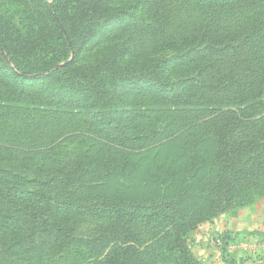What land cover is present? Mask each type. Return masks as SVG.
I'll use <instances>...</instances> for the list:
<instances>
[{
  "label": "rangeland",
  "instance_id": "1",
  "mask_svg": "<svg viewBox=\"0 0 264 264\" xmlns=\"http://www.w3.org/2000/svg\"><path fill=\"white\" fill-rule=\"evenodd\" d=\"M52 1L37 6L39 0H0L1 33L16 48L27 39L17 50L30 68L46 58L38 31L51 28L43 5ZM210 1L217 10H199L198 0H104L106 8L118 11L116 17L95 28L65 74H24L0 47V180L92 208L122 210L119 219L68 214L75 239L60 256L59 249L40 256L14 226L0 221V264H83L111 250L104 233L113 228L138 232L141 264H174L165 250L176 236L197 264H264V232L233 225L242 212L247 219L257 212L263 216L264 181L244 180L241 195L223 196L232 170L246 157L264 156V143L241 152L228 169L216 156L215 117L219 109L240 105H247L244 114H264V0ZM204 26L214 42L246 39L247 45L240 53L215 57L208 70H200L199 61L175 66L170 81L225 74L226 90L178 85L177 97L138 77L122 78L157 62L168 65L201 43L197 35ZM151 210L172 221H155ZM93 239L94 246L87 244Z\"/></svg>",
  "mask_w": 264,
  "mask_h": 264
},
{
  "label": "trees",
  "instance_id": "2",
  "mask_svg": "<svg viewBox=\"0 0 264 264\" xmlns=\"http://www.w3.org/2000/svg\"><path fill=\"white\" fill-rule=\"evenodd\" d=\"M40 1L43 0H39V3H36L37 6H40ZM243 1L244 4L252 5L261 0ZM198 4L201 6L199 9L201 11L206 6L210 10H217L216 5L210 0L204 2L198 0ZM43 6L45 15L51 23V28L46 34H44L45 26L38 31L39 41L47 45L46 58L37 65H33L32 68L19 59L17 50L28 44L27 39H22L16 48L12 46L10 39L1 33L2 26H0V47L6 52L9 61L24 74L33 73L38 78L51 76L55 73L65 74L67 68L73 67L78 52L90 40L95 28L116 17L118 12L115 9L106 8L104 0H53L52 3H45ZM263 27L264 25L259 29L260 32ZM197 36L201 43L179 53L168 65L166 61L157 62L149 69L123 73L122 78L138 77V80H146L154 87L170 90L173 94H177V97L180 96V93H174V89L178 85L195 89L226 90L230 80L225 78L227 77L225 74L218 78L209 75L198 80L187 78L175 83L170 81L175 66H191L199 61L200 70H208L215 57L226 58L229 55L240 53L247 45L246 39L238 43H225L221 40L214 42L210 39V34L205 26L201 27V32ZM248 36L245 35V37ZM173 46L177 47V41H174ZM69 56L73 58L67 61ZM60 61L66 62L57 67ZM247 110V105L244 107L240 105L234 108L219 109L215 114V117L219 119L216 127V156L221 158L223 164H228V169L230 165L232 166L235 161L241 158L243 152L253 151V148L264 143V129L256 131L261 121L264 124V114L259 117H255V114L250 111L244 114ZM236 128L238 131H235ZM243 145L247 150H244ZM244 161L245 164L233 169L229 174V180L223 192L224 200L241 195L240 191L243 189L242 182L244 180L259 178L264 181V170L261 169L264 168V156L261 154L252 155L246 157ZM90 204L92 203H77L68 198H58L42 191L9 186L0 180V221L6 225L14 226L22 239L26 237L27 244L33 245L36 250L42 252L40 256H44V253H51V249H59L57 255L60 256V252L65 250L64 245L74 241V230L67 219V215L70 213L81 211L87 214H97V216L108 215L116 219L122 216L120 208L108 207L102 210L92 208ZM150 216L154 217L155 221H172L170 215L161 210H151ZM104 234L112 243L111 250L104 255L91 256L83 264H141L143 252L139 249V234L136 230L122 231L113 228ZM95 241L96 239H93V243L87 242V244L94 246ZM174 241L175 244L165 250V256L172 257L174 264L180 260L184 264H197L178 236L174 238ZM174 250L175 252H173ZM69 256L70 254L67 255V257ZM152 261L149 260V262Z\"/></svg>",
  "mask_w": 264,
  "mask_h": 264
},
{
  "label": "crops",
  "instance_id": "3",
  "mask_svg": "<svg viewBox=\"0 0 264 264\" xmlns=\"http://www.w3.org/2000/svg\"><path fill=\"white\" fill-rule=\"evenodd\" d=\"M245 210V209H244ZM246 213V216H248V213ZM245 213L242 212V219L240 221L236 220V222H232L235 229L245 231L249 230L251 228H256L257 230L264 232V214L263 216L257 212V215L251 214L248 219L245 218ZM233 227V228H234Z\"/></svg>",
  "mask_w": 264,
  "mask_h": 264
}]
</instances>
